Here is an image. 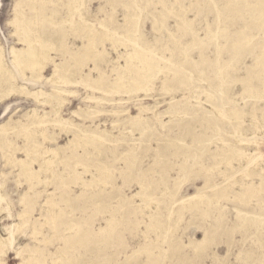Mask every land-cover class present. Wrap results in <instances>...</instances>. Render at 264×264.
<instances>
[{"label": "rangeland", "instance_id": "rangeland-1", "mask_svg": "<svg viewBox=\"0 0 264 264\" xmlns=\"http://www.w3.org/2000/svg\"><path fill=\"white\" fill-rule=\"evenodd\" d=\"M0 59V264H264V0H0Z\"/></svg>", "mask_w": 264, "mask_h": 264}, {"label": "bare ground", "instance_id": "bare-ground-1", "mask_svg": "<svg viewBox=\"0 0 264 264\" xmlns=\"http://www.w3.org/2000/svg\"><path fill=\"white\" fill-rule=\"evenodd\" d=\"M72 1L74 2V0H72ZM74 4H76V5L75 6H72V8L70 9V17L73 15V10L76 11L78 9V7H79V4L77 3V1ZM13 20L14 19L10 20L11 25H13ZM89 25L90 24L87 25L88 26V31H89V42H90L89 43V46L92 48L91 36H92L93 30L95 28L93 29ZM20 41H21V43H24V47H22V48H16L14 46L11 47V52H12V56H13L12 61H14L21 70H25L26 68H29L36 75H39V72L46 65L47 60H49L48 56L46 55V53L44 51L43 46L40 45V44L39 45L38 44L36 45V43L33 41V39H31L29 36H25L24 38H21ZM39 53H41V56L40 57L42 59L41 58L39 59V55H40ZM61 66H64L63 63H55L54 62L53 73H52L51 77L49 78L50 81H53V82H67V79H68L67 76H65L64 78H63V76H60L61 75V71L63 70V67H61ZM149 66L150 65L148 64V67ZM35 70H37V71L35 72ZM0 74L4 77L3 82L8 83L9 85H12L13 84L12 83V75L10 73L8 74V71L4 67V63H3V60L2 59H0ZM150 81H151L150 75L147 74V73H144L143 76H142V78H141V80L138 83H135V84L136 85L139 84V85H142L143 86V85L148 84ZM12 86H9V87H12ZM9 87L7 88L8 90H9ZM63 91L66 92V90H63ZM56 114H59V117L62 118L61 115H60V108L59 107H58V109L56 111ZM82 132H84V131L82 130ZM88 136H90L92 139H100L101 138L100 136H96V134H93L92 132L89 133ZM79 137L80 138H84V137H86V135L82 134ZM47 150H46V152L48 153V155H47V159L44 160V162L50 163V162H52V160L54 159V157H56L57 150L56 149H52L51 151H47ZM192 196L193 195H190L187 198H191ZM2 200L3 201L6 200L3 195L0 198V202ZM22 216H23V212L22 213H19V217L21 218ZM22 224L23 223H21V224L13 223L12 224L13 227L8 231V233L10 235V238H1L0 239V261H2L1 260L2 257L5 256V254L11 248V245H12L11 238L13 239L14 236L16 235L15 233L18 231V229L16 231L14 230L15 229V226L16 227H19V230H20V227L22 226Z\"/></svg>", "mask_w": 264, "mask_h": 264}, {"label": "crops", "instance_id": "crops-1", "mask_svg": "<svg viewBox=\"0 0 264 264\" xmlns=\"http://www.w3.org/2000/svg\"><path fill=\"white\" fill-rule=\"evenodd\" d=\"M2 1V0H1ZM1 6H2V3H1Z\"/></svg>", "mask_w": 264, "mask_h": 264}]
</instances>
